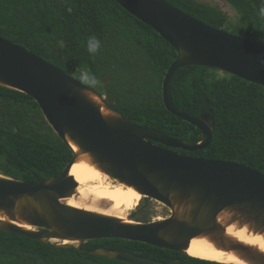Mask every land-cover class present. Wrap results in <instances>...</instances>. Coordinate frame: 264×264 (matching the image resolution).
Here are the masks:
<instances>
[{
  "label": "water",
  "instance_id": "water-1",
  "mask_svg": "<svg viewBox=\"0 0 264 264\" xmlns=\"http://www.w3.org/2000/svg\"><path fill=\"white\" fill-rule=\"evenodd\" d=\"M150 26L176 51L161 84L165 108L195 125L199 142H191L136 124L108 107L94 91L88 97L71 74L30 50L0 37V86L31 96L53 131L73 154L58 174L35 181L0 174V230L60 246L94 239L120 238L186 253L194 237L205 236L219 250L234 252L248 264H264V251L226 233L233 222L264 234V173L241 162L183 154L211 143L215 116L207 101L192 116L171 98L176 70L184 66L219 69L264 87V45L197 20L165 0H115ZM93 96L96 99H93ZM104 108L107 113L102 112ZM75 144L77 150H74ZM88 161L118 183L134 188L141 199H154L170 210L147 222L68 205L77 187L69 170L75 159ZM228 213L222 224L218 215ZM24 223L31 228H24ZM66 241V242H64ZM92 254L131 264H175L132 252L97 248Z\"/></svg>",
  "mask_w": 264,
  "mask_h": 264
},
{
  "label": "trees",
  "instance_id": "trees-1",
  "mask_svg": "<svg viewBox=\"0 0 264 264\" xmlns=\"http://www.w3.org/2000/svg\"><path fill=\"white\" fill-rule=\"evenodd\" d=\"M213 26L223 28L219 9L196 0H165ZM241 20L236 31H225L259 43L264 38V0H225ZM71 8V12L68 8ZM102 44L96 55L87 52V39ZM0 37L30 50L75 78L91 71L103 86L93 89L124 118L191 142L200 130L164 106L161 84L176 57L175 49L150 26L115 0H0ZM219 69L184 66L171 83L175 106L192 115L208 101L215 126L211 143L202 150L179 152L210 159L241 162L264 173V87ZM73 151L45 120L34 99L0 86V174L35 181L61 172ZM138 211L133 210L132 214ZM147 222L149 219H136ZM97 248L132 252L175 264H232L191 257L174 250L120 238L94 239L60 246L0 230V264H131L92 254Z\"/></svg>",
  "mask_w": 264,
  "mask_h": 264
},
{
  "label": "bare ground",
  "instance_id": "bare-ground-1",
  "mask_svg": "<svg viewBox=\"0 0 264 264\" xmlns=\"http://www.w3.org/2000/svg\"><path fill=\"white\" fill-rule=\"evenodd\" d=\"M93 99L97 100V98H95L94 96ZM102 112L107 113L104 108H102ZM72 147L74 150H77L75 144H72ZM99 173L102 172L94 164H91L88 161V157L86 154L79 155L75 159L70 167L69 175H71L76 181V191L81 198L87 199L89 197H92L93 200L108 201L111 203L113 209H121L122 207L127 209L128 207H131L133 202H135V206L138 204L139 200L141 199V194L138 193L134 188L125 186L121 183L111 184L105 177H103L101 181L90 180L98 176ZM102 175L107 177V175L104 173H102ZM64 202L73 207L84 208L80 206V201L78 203V201H76L73 196L67 198ZM87 207L84 209L92 210L90 209V207ZM227 214L228 213H222L218 215V220L224 225L229 218ZM118 217L122 218L120 216ZM20 225L24 228H31L24 223H21ZM226 233L244 243L256 246L259 250L264 251V234L254 233L250 229L248 224L240 225L238 224V222H233L226 227ZM186 253L191 257L204 260H213L215 262L248 264L247 262L239 258L234 252H226L224 250L215 248L205 236L192 238L188 248L186 249Z\"/></svg>",
  "mask_w": 264,
  "mask_h": 264
},
{
  "label": "rangeland",
  "instance_id": "rangeland-1",
  "mask_svg": "<svg viewBox=\"0 0 264 264\" xmlns=\"http://www.w3.org/2000/svg\"><path fill=\"white\" fill-rule=\"evenodd\" d=\"M199 2H202L204 4H207L209 6H212L216 9H219L222 14H223V28L230 30V31H236L233 28L234 27H239L241 24V20L240 17L238 16L237 12L225 1V0H196ZM222 29V28H221ZM223 29V30H224ZM241 31L236 32V35L240 36ZM259 43L264 45V38L263 39H259ZM216 74L218 76H221L222 73L220 71H217ZM105 177L107 178V181L110 182L111 184H117L118 182L116 180H113L112 178H110L109 176H104L102 175V173H99L98 176L90 179V180H102V178ZM77 193L76 189L74 194L72 195L74 197V199H76V201H80V206L86 208L92 209L93 211H98L101 213H105V214H110V215H114V216H120L123 219H127V220H133L136 221V219H141L142 217L144 219H149V220H156V219H161L164 217H167L170 214V210L165 207L162 203L154 200V199H149L147 202H144L143 206L137 210L138 212L136 214H132L133 210H134V206H135V202H133V204L131 205V207H128L127 209H125L124 207H122L121 209H113L112 205L110 202L108 201H97V200H93L92 197H89L87 199H83L80 197V195ZM145 199V198H144ZM65 201V199H64ZM83 202V203H82ZM83 205V206H82ZM93 207V208H92ZM116 210V211H114ZM117 212V213H116ZM50 242H56V243H62V241H58V240H50Z\"/></svg>",
  "mask_w": 264,
  "mask_h": 264
},
{
  "label": "clouds",
  "instance_id": "clouds-1",
  "mask_svg": "<svg viewBox=\"0 0 264 264\" xmlns=\"http://www.w3.org/2000/svg\"><path fill=\"white\" fill-rule=\"evenodd\" d=\"M71 8L68 11L71 12ZM259 16L264 18V4L259 7ZM101 41L96 36H91L87 39V52L90 55H96L101 49ZM261 65H264V59L260 61ZM81 87L80 92L82 95L88 97V93L97 87H102V81L97 77V75L91 71H82L79 73L75 80ZM89 98V97H88Z\"/></svg>",
  "mask_w": 264,
  "mask_h": 264
},
{
  "label": "flooded vegetation",
  "instance_id": "flooded-vegetation-1",
  "mask_svg": "<svg viewBox=\"0 0 264 264\" xmlns=\"http://www.w3.org/2000/svg\"><path fill=\"white\" fill-rule=\"evenodd\" d=\"M149 199H150V198H145V199H144V202H147Z\"/></svg>",
  "mask_w": 264,
  "mask_h": 264
}]
</instances>
